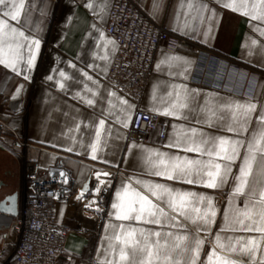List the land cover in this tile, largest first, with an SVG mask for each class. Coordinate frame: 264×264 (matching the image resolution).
I'll list each match as a JSON object with an SVG mask.
<instances>
[{
  "label": "crops",
  "instance_id": "0c3cea01",
  "mask_svg": "<svg viewBox=\"0 0 264 264\" xmlns=\"http://www.w3.org/2000/svg\"><path fill=\"white\" fill-rule=\"evenodd\" d=\"M112 1L24 0L18 23L4 17V9L0 8V18L8 20L26 36L41 41L31 72L23 63L18 66L22 70L19 73L0 65V120L8 128L0 148V264H12L13 245L9 228L20 207L21 166L17 155L21 153L42 169L54 165L60 158L71 170L78 191L85 189L91 182L85 198L56 209V222L72 229L57 264H105V261L107 264H141V261L146 260L145 244L148 250L159 253V260L154 257V264H166V255L170 257L167 264H188L189 257L194 255L195 239L204 241L197 264H208V255L214 248L218 256L235 261V264H260L264 259V243L259 245L253 255L243 249L248 240L259 238L261 233L239 230L241 226L235 218L239 215L238 210L244 209L248 198L246 195L233 196V189L247 144L253 132L260 131L259 117L264 113V35H261L264 21L251 20L241 12L222 7L217 0H134L154 22L170 33L258 72L251 75L254 80L251 96L242 97L201 88L193 85L191 79L195 69L201 68L203 59L188 52L172 51L169 45H161L156 51L152 74L147 80L141 101L136 105L111 89L105 81L117 52V43L104 32ZM227 2L243 6L242 11H250L251 5L258 3V0ZM16 3L19 4L20 0H16ZM89 3L92 4L91 9L86 7ZM100 32L104 33L106 40L114 41L115 45L101 40ZM15 43V39L4 37L6 55L8 45ZM21 52L27 56L26 48ZM105 56L107 58L103 59ZM224 65L221 63L218 68V76L224 74ZM80 70L98 81L100 87L87 80ZM61 71L65 72L67 78L60 76ZM61 83L64 84L63 88L60 87ZM86 85L97 95L93 96L87 91ZM177 94L181 103H187V107L179 109L182 118L161 114L166 109L172 110L177 102ZM88 99L94 101L93 105L87 103ZM122 99L134 105L128 127L119 123V119L126 118L122 109H126L127 105L121 104ZM237 103L256 105L247 117V133H240V126L246 118L243 108L236 112ZM136 109L158 115L167 121L163 140L159 139L158 132L149 133L144 142L128 138ZM100 119L105 120V127L96 152L97 158L93 159L90 145L95 142ZM229 125L237 128V132L228 131ZM192 128L198 130V140L201 138L200 133H203L205 139L222 136L244 142L240 159L232 165L231 174L222 187L209 189L200 184L166 180L149 174L150 171L175 163V157L217 160L216 157L200 156L195 152L167 146L175 144L177 140L185 143L187 137L192 135ZM11 132L26 139L33 147L23 150L11 139ZM150 153L151 163L144 159ZM155 153L167 155L157 156ZM259 155L257 153L258 158ZM161 160L163 163H160ZM217 162L227 163L224 160ZM97 172L110 174L100 177L107 182L105 187L108 190L101 222L91 218V215L96 218L95 211L85 210L94 207L99 194L95 189L97 186L102 187L97 180ZM257 178L254 167L249 180L254 182ZM136 180L164 183L173 189L211 197L217 209L215 223L209 227L197 220L194 224L191 219L172 212L150 194L154 203L164 207L170 216H176L179 221L177 226L169 227L166 222L158 225L143 220H118L117 210L112 208V204L118 202L115 195L117 190L131 184L132 188L148 194ZM8 197L15 198L14 212L3 210ZM90 203L91 207H88ZM205 205L192 198L187 211L191 217H195L197 213L192 209L199 207L203 211ZM8 206H11L10 201ZM249 208H252V202ZM260 208L261 205L256 204L254 211L258 213ZM226 210L229 214L227 222L224 219ZM255 218L258 219V216ZM245 223L251 221L246 220ZM221 228L225 230L221 231ZM132 229L136 231L129 236ZM156 231L161 232L159 238L154 235ZM169 232L171 236L167 235ZM217 234L225 248H235V251L217 246ZM121 249L126 256L123 261L120 260Z\"/></svg>",
  "mask_w": 264,
  "mask_h": 264
},
{
  "label": "snow or ice",
  "instance_id": "6c2138e0",
  "mask_svg": "<svg viewBox=\"0 0 264 264\" xmlns=\"http://www.w3.org/2000/svg\"><path fill=\"white\" fill-rule=\"evenodd\" d=\"M222 7L230 9L234 12H241L245 16H249L251 20L264 21V0H258V3L251 5L250 11H242L243 6H237L234 2H227V0H217ZM87 8L91 9L92 4L86 5ZM0 8L3 10V16L10 18L11 21L19 22L21 16V11L24 8V0H20L17 4L16 0H0ZM214 14V13H213ZM95 28V25L92 26ZM99 31V29H97ZM261 35H264V31H261ZM15 39L16 43L8 45L7 55L4 49V37ZM100 39L105 40L106 44L115 45L114 41L106 40L104 33L100 32ZM255 42V41H254ZM41 47V41L36 38H31L25 35V33L18 28L12 26L8 20L0 18V65H4L6 68L11 69L13 72H20L21 69L18 68L20 64H26L27 70L29 72L35 67L37 55L39 54ZM27 49V56L25 57L21 50ZM106 59L107 57H102ZM75 68V65H72ZM159 67V65H158ZM82 75L89 81H92L100 87L99 82L93 80L87 72L80 70ZM60 76L67 78L65 72L61 71ZM28 77L26 76L25 79ZM52 79V77H48ZM60 87L63 88L64 84L61 83ZM87 88V85H86ZM87 91L91 92L93 96L97 95V92L92 88H87ZM110 95H115V93H110ZM87 103L91 106L94 101L88 99ZM111 103V102H110ZM121 104L127 105L126 109H122L125 115V119H119V123L123 127H128L131 123L132 109L134 105H131L127 100L122 99ZM187 107V103H181L179 100V94H177V102L172 106V110H164L161 114L166 116H173L177 119L182 118L179 109ZM244 109L243 115L246 118L244 124L240 126V133H247V117L252 111L255 110V104L241 105L237 103L235 105L236 112ZM259 120L261 122L260 131L253 132L252 139L247 144L246 153L243 157L242 163L239 167V175L236 177L237 183L233 189V196L246 195L248 199L245 201L244 209L238 210V217L235 218L236 223H238L241 228L239 230L243 231H255L261 233L259 238H251L244 245V251L248 252L249 255L255 254L261 243H264V113H261ZM211 126V124H209ZM105 127V120H99V126L96 131L95 142L90 145L92 158L96 159V152L100 146L101 135ZM175 128L176 126L173 125ZM228 131L237 132V128L229 125L227 127ZM192 133L191 136L187 137L185 143H181L177 140L175 144L170 143L168 147L181 148L185 152H195L200 156L207 155L208 157H216L217 160L227 161L225 164L218 163L217 160L209 159L208 161H203L200 159H189L188 157H175V163L166 166L162 169H158L154 172L150 171L149 174L163 177L166 180H177L188 184H200L209 189H215L217 187H222L231 174L232 165L236 160L240 159V149L244 147V142L241 140H233L228 137H211L203 138L204 134L200 133V139L196 138L198 132L197 129H190ZM208 145V147H205ZM135 147V145H133ZM71 151V149H68ZM259 153V158L257 156ZM151 153L144 157L149 163H151ZM157 156H166V153H155ZM160 163H163L161 160ZM254 167L257 173V179L254 182H250L249 177L253 176ZM63 176L64 174L61 173ZM110 175L109 173L97 172V180L100 184H104L105 181L101 180V176ZM136 183L141 185L145 192L138 191L132 188L131 184L122 187V189L116 191V199L118 202L112 204V208L116 209V218L118 220H143L146 223H153L158 225H163L165 222L169 227H175L179 224L176 216H170L164 207L160 204L154 203L151 197H155L157 201L161 204H165L167 208L171 209L172 212L183 216L185 219H191L192 223H196L197 220L202 221L204 225L211 226L215 223V218L217 215V209L214 206L213 199L211 197L205 196L203 194H198L191 191H181L178 189H173L164 183H154L151 181L136 180ZM247 189V192L245 191ZM100 187L97 186L95 189L96 193L100 192ZM84 196V191L81 192L80 199ZM192 198H196L201 205H206L203 211L199 207L192 209L197 215L191 217L187 209L192 204ZM9 201L11 206H8ZM252 202V208H249V203ZM256 204L261 205L259 212H255ZM232 201H229V206L231 207ZM91 207V203L88 205ZM3 210L6 212L15 211V198L8 197L5 201ZM99 211V208H97ZM258 216V219L255 217ZM242 217V219L240 218ZM224 219L227 222L229 219L228 211L224 213ZM251 221V223H245V221ZM175 221V224L173 223ZM255 225V226H254ZM221 228V231H224ZM236 230V229H233ZM136 229H132L129 232V236L134 233ZM156 237L161 236V232L156 231L154 233ZM167 235L171 236L172 233L169 232ZM119 239V237H117ZM179 239V237H178ZM187 239V237H185ZM147 240V237H145ZM127 243V241H125ZM204 241L200 239H195V248L192 250L194 255L189 257L188 264H197V260L200 255V250ZM159 244V241H157ZM216 244L221 248H225V245L221 244V238L219 234L216 236ZM249 245L251 247H249ZM227 251H235V248H225ZM145 255L146 260L141 261V264H154V257L159 260L158 251L148 250V245L145 244ZM125 252L123 249L120 251V260H125ZM165 262L170 260V257L165 256ZM107 264V261H105ZM208 264H235V261L225 259L217 255L215 248L208 255ZM255 264V262H253ZM260 264H264V259L261 260Z\"/></svg>",
  "mask_w": 264,
  "mask_h": 264
},
{
  "label": "built area",
  "instance_id": "2783aa9c",
  "mask_svg": "<svg viewBox=\"0 0 264 264\" xmlns=\"http://www.w3.org/2000/svg\"><path fill=\"white\" fill-rule=\"evenodd\" d=\"M104 32L117 43V52L105 81L111 89L136 105L141 101L152 74L156 51L161 45H169L172 51L188 52L203 59L201 68L197 67L192 75L193 85L242 97L253 93L251 75L258 73L256 70L170 33L154 22L134 0L112 1ZM221 63H225L224 74L218 76ZM166 131L165 119L136 109L128 138L144 142L149 133L158 132L159 139L163 140ZM7 132V125L0 120V148L2 137ZM10 137L23 150L33 147L15 133L11 132ZM17 157L21 164L20 207L9 228L13 245L11 263L57 264L72 229L59 225L55 214L57 207L72 204L78 199L73 174L60 158L54 165L42 169L24 153ZM107 194L108 190L101 211H95L97 222L103 220Z\"/></svg>",
  "mask_w": 264,
  "mask_h": 264
},
{
  "label": "bare ground",
  "instance_id": "6f19581e",
  "mask_svg": "<svg viewBox=\"0 0 264 264\" xmlns=\"http://www.w3.org/2000/svg\"><path fill=\"white\" fill-rule=\"evenodd\" d=\"M90 183L85 189L78 191L79 196H80L81 192L84 191V196L82 198H85V193H86L87 189L90 187ZM106 188L107 187H101L100 188L101 190L98 194V197L96 199L94 207L92 209H85V210H87L88 212H91V211H97V208H99V211H101V208L103 206V203H104L105 197H106ZM82 198H80V199H82Z\"/></svg>",
  "mask_w": 264,
  "mask_h": 264
},
{
  "label": "rangeland",
  "instance_id": "374dc122",
  "mask_svg": "<svg viewBox=\"0 0 264 264\" xmlns=\"http://www.w3.org/2000/svg\"><path fill=\"white\" fill-rule=\"evenodd\" d=\"M19 164H20V162H19ZM20 166H21V164H20ZM106 183H107V182H105L104 184H101V186H102V187H105V186H106ZM78 196H79V195H78ZM82 203H83V202H82ZM83 204H84V203H83ZM83 204H82V205H83ZM83 206H84V205H83ZM91 218H92V219H96V218L94 217V215H91Z\"/></svg>",
  "mask_w": 264,
  "mask_h": 264
}]
</instances>
